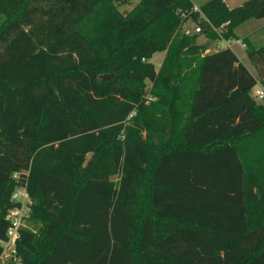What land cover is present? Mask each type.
I'll list each match as a JSON object with an SVG mask.
<instances>
[{
	"label": "trees",
	"instance_id": "16d2710c",
	"mask_svg": "<svg viewBox=\"0 0 264 264\" xmlns=\"http://www.w3.org/2000/svg\"><path fill=\"white\" fill-rule=\"evenodd\" d=\"M124 1L0 0V241L21 187L20 264H264V46L196 45L264 0Z\"/></svg>",
	"mask_w": 264,
	"mask_h": 264
},
{
	"label": "rangeland",
	"instance_id": "374dc122",
	"mask_svg": "<svg viewBox=\"0 0 264 264\" xmlns=\"http://www.w3.org/2000/svg\"><path fill=\"white\" fill-rule=\"evenodd\" d=\"M140 0H126L123 3H121L119 5V9L123 12V13H130L135 6L139 3ZM209 0H191L192 4L194 5V7L197 8H201L203 5H205ZM227 3H229V5H231L232 7H237L242 5V3L246 0H225ZM264 21L261 20H249L247 22H245L243 25H241L240 27H238L236 29V34L238 35L239 39H243V37L245 36H251L253 33H256V31L260 30L261 27H263ZM196 28L197 25L193 22L192 18L188 19L186 22H184L183 25H181L180 29L178 30L180 33H189L191 35L197 34L196 33ZM259 33V31H258ZM196 45H204L207 46V52H213L216 51L217 49L223 48L225 46V43H223L221 40L219 41H211L209 39V37L207 36V34H202L199 33L198 35H196ZM247 40V39H246ZM250 42L257 48L264 46V31L259 35L255 36L254 39L250 40ZM235 50H243L245 51V49H243L241 47V41L239 43V47L238 45L234 47ZM239 48V49H238ZM241 59L245 60V56L243 54L240 55ZM164 57V52H157L156 54H154L153 58L151 59L152 63L154 64L155 68L157 70H159V67L162 63ZM245 66L248 68V70L254 75L257 76V73L255 71V68L252 66V64L246 59L244 62ZM261 84L258 83L252 90L253 93H258L261 90ZM152 88V84L150 81L146 82L145 85V90H150ZM263 91V90H262ZM23 189L24 188H17V192L21 195L23 193ZM27 201L29 203H26L28 205H31V200L30 198L27 199ZM30 217H28L26 219L25 222V227L33 229V230H38L41 226L40 223H37L33 220L29 219Z\"/></svg>",
	"mask_w": 264,
	"mask_h": 264
},
{
	"label": "built area",
	"instance_id": "2783aa9c",
	"mask_svg": "<svg viewBox=\"0 0 264 264\" xmlns=\"http://www.w3.org/2000/svg\"><path fill=\"white\" fill-rule=\"evenodd\" d=\"M193 11L200 12V9L197 7L193 8ZM226 24H223L220 29H224ZM196 32H200V27L196 28ZM225 46L223 48H233V44L230 41L233 40H224L221 39ZM243 47L246 45L243 43ZM221 49V48H220ZM256 99L258 102L264 104V91L259 92L256 95ZM29 198L26 189H23V193L20 195L17 191H15L13 195V200L16 202H20L21 205L16 207L8 212L6 219L9 221L10 225L7 230L6 240L0 241V245L2 246V252L0 254V264H9L15 263L20 264L21 259L18 256L17 245L21 236V229L25 227L26 219L30 216V205L27 199Z\"/></svg>",
	"mask_w": 264,
	"mask_h": 264
},
{
	"label": "crops",
	"instance_id": "0c3cea01",
	"mask_svg": "<svg viewBox=\"0 0 264 264\" xmlns=\"http://www.w3.org/2000/svg\"><path fill=\"white\" fill-rule=\"evenodd\" d=\"M225 1V0H224ZM226 2V1H225ZM245 2V1H244ZM227 3V2H226ZM227 5L228 6H230V7H232L231 5H229V3H227ZM261 21H264V19H262ZM263 27H261V29L260 30H258L259 31V33H258V31H256V33H253L251 36H245V37H243L244 38V40L243 39H238V40H233V41H230V42H232V46H233V48H232V50L237 54V56L239 57V59H240V61L244 64V62H245V60L247 59L248 60V58H247V55H246V47H243L242 46V44L244 43L245 45H246V43H245V38H247L249 41L250 40H252V39H254L255 38V36H257V35H259L260 34V32L262 33L263 31H264V23H263V25H262ZM240 41H241V47L243 48V49H245V51H243V50H241V49H239V50H235V46H237L238 45V47H239V43H240ZM214 52V51H213ZM241 54H243L244 56H245V60H243V59H241ZM164 58H165V53H164V57H163V60H162V63H163V61H164ZM249 61V60H248ZM162 63H161V65H162ZM160 65V66H161ZM245 65V64H244ZM160 68V67H159ZM256 71V70H255ZM261 86V85H260ZM264 91V88L261 86V90L259 91V92H261V91ZM258 92V93H259ZM258 93H253L252 91H251V94L254 96V97H256V95L258 94Z\"/></svg>",
	"mask_w": 264,
	"mask_h": 264
},
{
	"label": "water",
	"instance_id": "95a60500",
	"mask_svg": "<svg viewBox=\"0 0 264 264\" xmlns=\"http://www.w3.org/2000/svg\"><path fill=\"white\" fill-rule=\"evenodd\" d=\"M113 77V74H103L99 77L100 81L102 82H106L108 80H110Z\"/></svg>",
	"mask_w": 264,
	"mask_h": 264
}]
</instances>
